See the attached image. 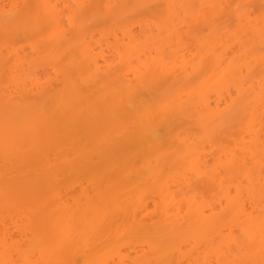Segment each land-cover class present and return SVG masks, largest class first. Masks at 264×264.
Segmentation results:
<instances>
[{"label":"bare ground","instance_id":"obj_1","mask_svg":"<svg viewBox=\"0 0 264 264\" xmlns=\"http://www.w3.org/2000/svg\"><path fill=\"white\" fill-rule=\"evenodd\" d=\"M131 1L107 0V10ZM139 1L143 6L161 2L166 18L156 28L143 26L146 31L138 34L145 38L131 27L118 29L124 40L117 44L122 72L116 76L110 59L103 52L97 55L94 37L85 31L87 22L79 24L82 0H74L75 8L67 6V15L60 0H24L23 12L7 15L5 0H0V36H32L43 23L45 35L32 49L41 57L39 64L50 66L61 81L56 90L51 79L45 83L49 79L32 76L29 86L23 52L11 51L8 41L0 43V75L5 78V83L0 78V264H38L37 253L39 264H77V259H83L79 264H103L112 255L128 264L131 257L119 251L121 241L133 234L139 240L150 228L156 233L160 228L169 247L149 241L150 256L142 255L136 264H264V7L257 16L250 8L254 0H244L243 7L235 0ZM229 10L238 25L226 39L216 21ZM192 23L210 25L214 36L201 42L204 53L190 65L180 25L191 28ZM155 29L161 41L153 37ZM149 44L160 56L152 64ZM167 45L173 49L171 62L161 58ZM208 67L211 71L196 87L163 97L164 105L155 103L156 93L141 91L166 79L189 84L193 74ZM102 79L110 86L100 84ZM23 95L45 103H20ZM180 119L195 121L200 145L169 133ZM233 123L241 131L236 149H221L218 158L208 154L214 136ZM208 155L214 157L212 168ZM203 189L217 192L216 203L205 199ZM44 190L57 203L46 217L47 234L42 232L46 219L35 206ZM72 193L77 194V211L62 198ZM151 197L160 201L154 217L147 203ZM13 215L24 223L27 241L21 245L8 229L9 223H19ZM118 219L124 225L117 228ZM115 246L111 256L99 257Z\"/></svg>","mask_w":264,"mask_h":264},{"label":"rangeland","instance_id":"obj_2","mask_svg":"<svg viewBox=\"0 0 264 264\" xmlns=\"http://www.w3.org/2000/svg\"><path fill=\"white\" fill-rule=\"evenodd\" d=\"M60 1L63 2V4L61 2L62 6H60V9L64 10L66 12L65 15L68 14V11L66 9L67 6H69V7L72 6V8L76 7L75 4H74V0H60ZM106 1H104V0H82V2L85 5L83 10H85V11L82 12V14H80L81 18H80L79 24L80 25L82 23L86 24V22H87V24H86L87 27H85V29H86L85 31L88 34L89 33L92 34V37H94V39H92L94 41V42H92V45H93V47H96L97 55L101 54L102 55L101 57H103L104 56L103 54H105L106 57L108 59H110L111 63H113V65L115 67L114 72H116V76H118L122 72V67L120 65V57L118 55V52L116 51L117 47H118L117 44L119 45L120 43H122L121 40H124L123 33L121 32V30H118V29L120 27H128V28L131 27L138 34V33H141V30L144 31L145 29H148L147 27L151 28V26H152L151 29L156 28L160 24V22H163L165 20V18H166L165 17V10H164L163 4L161 2L160 3L157 2L155 4H150L148 6L147 5L143 6V2L141 3V1H139V0H132L130 3H127V5L118 4V5H115L113 7V9L107 10ZM189 1H191V0H189ZM57 2H58V0H54L55 4ZM234 2H235L234 4L236 6H242L243 7V5L245 4L244 0H235ZM14 4L18 5L15 9H13V5ZM246 4H247V2H246ZM4 5L5 6L7 5L6 6L7 15L12 14V11H13V13H19V12H23L24 0H5ZM251 5H252L250 7L251 8V12H254V13L256 12V14L258 16L263 11L264 0H254ZM254 13L252 14V16H253L252 19H254V21H255V17H257V16L254 15ZM2 19H4V18L0 17V20H2ZM67 19H68V16H66V21L65 22H67ZM66 24H68V22ZM189 25L191 26V28L190 27L188 28L187 25H180V27H181L182 43H183L182 48H184L185 53L188 54L187 55L188 56V60L191 61L190 65H192V64H198L200 56L204 53V50L202 49L201 42H203L205 40L206 41L211 40V38H213V36H214V29L211 28L210 25H206V26L199 25L197 27L193 23L192 24H188V26ZM237 25L238 24H237L236 18H235V16L233 14H231V10H229L218 21H216V26H218V32L223 38L228 37L230 34H232V32L237 30L236 29ZM143 26L145 27V29L143 28ZM67 29L70 31L69 27H67ZM103 29H107L108 32H106V30L103 31ZM156 30L157 29H155L154 32H153L154 34H152V35H154L153 37H156V36L158 37L159 36V34H158L159 32H157L158 30L157 31ZM45 31H46V29L44 28L43 23H41L40 24V29L36 30L35 34L32 35V36H26L24 34H20V33L17 32V35L13 36V35L10 34V35H8L9 36L8 38L7 37L2 38L4 36H0V40H1L0 43L2 42V44H3L4 42L6 43L8 41V43L10 45L7 44V46L12 47L11 51L13 50V48H15L14 50H16L18 52H21V53L23 52L21 55H22V57H25V59L27 60V63L25 65V70L26 71H24V72H25L26 76H28V79L31 78L32 76H34V77H32L34 80L36 79V77L37 78L38 77L39 78L42 77L43 78L42 82H45V80L47 81V79H49L45 83H48L50 81V79H51L50 82H51L52 87L54 86V89L57 90V89L61 88L60 87V83H61L60 78H58V76L55 75L54 70L50 66L39 64V62H38L39 60L38 59L41 58V57H39L40 56L39 54H37V53L35 54L34 50L32 49V44L34 42H39V43L42 42L41 38L45 35ZM104 32L106 34H103ZM2 33L3 32H1L0 35ZM21 33H23V32H21ZM115 33H116V35H118L117 36L118 40L115 38ZM70 36L71 35H69V37ZM73 36H74V34L72 35V37ZM138 36H139V34H138ZM141 36L142 35H140L139 37H141ZM142 37L145 38L146 35L144 34ZM163 37L164 36H162L161 38H163ZM156 39L161 41L160 36H159V38H156ZM142 41H143V39L141 40V42ZM5 43L3 45H5ZM143 43H146V42L143 41ZM172 43H174V41ZM2 44H0V45H2ZM231 46L234 47L235 43L231 42ZM147 48H149V49L146 51V54H147V57H148V62L150 64H152L156 60L160 59V56L157 54L156 49L151 44H149L147 46ZM20 50H22V51H20ZM172 50L173 49H171L169 47V45L165 46V50H164V53H163L164 55H162L161 58H163V56H164V59H166L167 62H171L173 60V54H171L173 52ZM149 51H152L153 54L150 55ZM102 52H103V54H102ZM12 57H13V54L9 56L10 59H12ZM1 63H0V65L2 67V65H4V64H1ZM207 66L210 67V60H207L206 67ZM209 67L206 68V69H203V70H200V71L196 72V74H193L192 78H191V82L189 84L187 83L189 86L187 84L185 85L183 82H180L178 80L176 81L174 79H166V80L157 81V82L151 84L150 86H147V87L143 88L141 91H146V92H149L151 94L152 93H156L157 97L155 95H154V97L158 98L157 101H159V102H157L156 99H155V101H156L155 103L156 104L157 103H161V104H159L160 106L164 105L163 103H165V102H163V103L161 102L163 97L164 98L166 96L170 97L171 95H175L178 92L181 93V91L182 92L186 91L185 89H187V90L189 89L190 90L193 87H196L209 74V72L211 71ZM145 71L146 70L144 69V72ZM35 72H37V73H35ZM259 75H260L259 71L254 73L255 77H258ZM45 76H46V79H44ZM0 78H2V83H5L4 76L0 75ZM3 78H4V82H3ZM27 81H29V82H27L28 85L31 84V82H32V81H30V79L27 80ZM106 81L107 80L104 81V79H102L100 84H103L105 82L106 86H110V85L107 84ZM104 86H105V84H104ZM256 86H257V84H256ZM13 93H14V91H13ZM14 95L17 96V95H20V94H17L15 92ZM48 100H47V102H48ZM19 102L23 103V104L34 103V105H41L42 103H45L43 98L38 97L35 101H33L30 98H27V96H25V95H23V97L19 98ZM51 103L54 106V103L52 101H51ZM151 103H150V105H151ZM153 103H152V105H153ZM47 104L48 103H46L45 105H47ZM159 105H157V107H159ZM49 106H46V108L49 109V108L53 107V106L52 107H49ZM239 110H241V107H240ZM234 112L236 113L237 111H233V113ZM243 114L245 115L244 112H243ZM240 117H238V118H240ZM229 118H230V116L228 117L227 121L229 120ZM235 118H236V116H235ZM235 122H237V121L235 120ZM238 122H240V120H238ZM230 123H228V124H230ZM233 125H234V123H233ZM234 126L235 127H232V128L231 127L226 128L225 130L223 129V131L218 132L214 136V138L211 141L212 144L210 143L211 145H207L208 146V149H207L208 150L207 151L208 154H211V155L213 154V156L216 155L217 158H218L217 153L221 152L220 151L221 149H224V152L226 150H228V151L232 150L233 151L234 148L236 149L235 143L237 144L236 141H238V139L240 138V136H241L240 132L241 131L239 132L238 129H236L237 125H234ZM239 127H241V126H239ZM242 127H243V125H242ZM241 129L242 128H240V130ZM161 130L162 129H160V133H161ZM162 131H164V130H162ZM166 133L164 132L165 135H166ZM169 133L170 134L171 133H175L176 137L181 138V140H183V141L184 140H190L191 143H196V144L200 145L198 143L199 139L198 140L196 139L198 137V134H199V129L195 125V121L193 122L191 119H189V120L188 119H180L179 121H177L176 123H174L171 126V130H170ZM175 134H173V135L175 136ZM161 135H163V133H161ZM176 137H175V140H173V141L177 142ZM166 138L167 139L166 140L164 139V140L167 141V146L169 148L172 147L174 144L171 145L172 143L168 142L169 141L168 140L169 137H166ZM198 138H200V137H198ZM171 139H173V136H172ZM165 141H162V143L164 145H165V143H164ZM249 141H250V139H248V142ZM213 144H215V146H213ZM164 147L165 146H163V148ZM172 149H173V147H172ZM175 149L176 148H174L172 151L175 152ZM261 150H262V152H264V146L261 147ZM235 153H236V150H235ZM237 154H238V151H237ZM211 155L210 156L208 155V157L206 159V161L210 162V164L211 163L213 164L212 166H210V168H212L214 166V157H211ZM0 158H1V156H0ZM0 167H2L1 159H0ZM167 168H169V167H166L165 169H167ZM170 171H171L170 168L167 169L168 173ZM32 177H34V175H32ZM42 180L43 181L46 180L43 175H42ZM244 186L247 187V183L244 182ZM198 187H199V185H198ZM197 189H200V191L197 190L196 193L200 194L201 193V188H197ZM203 190H202V194H203V196L205 195L207 197V198H205L206 200L208 199L209 202H214L215 200L217 201V199L215 198V195H216L217 192H214V190H212L213 193L208 194L206 192L209 191V193H210V190H208V191L207 190L203 191ZM44 191L47 192V193H42L40 196H38L36 198L35 206L36 207H40L41 214L46 219L45 220V226L43 227V231L42 232L47 234L50 231V221L47 220L46 217H49L48 215H51L52 211H54L55 207L57 206V203H55L54 197H53V195H51L49 193V191H46V190H44ZM76 197H77V194H73V193L72 194H68V195L67 194L62 195L63 201H64V203H66V206H68V208H69V206L72 207L71 209L69 208L70 210L77 211V209H78L77 208V204H76V201H78V200L75 199ZM216 201L214 203H216ZM147 203L150 206L149 214H151L152 217L156 216V214L159 212V210H157L158 209L157 208L158 207L157 203L160 206V201L159 200H154L151 197V199H149ZM12 214H15V213L12 212L11 216H12ZM13 218L15 220H19V223L16 224L17 225L16 227H15V225H10V223H9L8 229L10 230V233L13 236L15 242H18V243L20 242V245H21L22 242H23L22 244H24V243H26L25 241H27L26 237H25L26 236L25 232L23 231V233H22V229H23L24 223L21 222V219H19L15 215H13ZM148 222L151 224L150 220H148ZM127 224H130V222H128ZM123 225H124L123 221L121 219H118V223H117V225L115 227L118 228V227H121ZM0 229H3V228L0 226ZM159 229H158V233H156L157 232V228H150L148 231H146V232L144 231V233L141 236L142 239L139 236V240H136L135 237H133V236H137V234H133V236L128 237L129 239L131 237L133 239H130L129 241H127L128 239L127 240L125 239L126 241L123 239V241L125 243L123 241H121V243H120L121 245H119V243H118V245L122 247V248L120 247L121 250H119V249L118 250L121 251L124 254V256H128V254H129V257H131V260L129 261L128 264H134L136 262L137 258H141V256L145 255L146 253H148V254H146L145 256H148V255L150 256L151 253L149 254V249H150L149 241L151 242V240H152V242L156 243L157 246L161 245L162 249H164V250H166V248L168 249L169 246L167 247V244H166V243H168L167 242L168 240L165 243V239L163 240L164 236L159 233L160 232ZM22 234H24V236ZM158 234H160L161 237L162 236L163 237L161 238L160 235H158ZM225 234L229 235L230 232H226ZM27 235L31 237V233L27 234ZM158 237H159V239H158ZM156 238L159 240L158 244L156 242V240H157ZM160 238L162 240H160ZM132 240H133V243H130V242H132ZM146 240H147L148 244H147ZM140 241L142 243H140ZM127 242H129V243H127ZM169 244H170V242H169ZM124 246H126V247H124ZM127 246H129V247H127ZM130 247H131V249H130ZM113 248L114 247H110V248H106L102 252L100 251L101 254H99V257L100 256L102 257V256H104V255H106L108 253H109V256H111L110 255L111 249H112V251L117 250L116 246H115V249H113ZM117 248H119V247H117ZM127 248H129V249H127ZM190 248L187 247V249H189V250H190ZM111 253H113V252H111ZM114 253L117 254L116 251ZM36 256L37 257H35V260L38 262V264L42 263V258L40 256V254L37 253ZM81 260H83V259H81ZM81 260L77 259V264L81 263ZM200 261L202 262V259ZM84 263H82V264H84ZM103 264H119V259H118V257H116V255H112V258L109 257V260H107V262L106 263L104 262Z\"/></svg>","mask_w":264,"mask_h":264},{"label":"snow or ice","instance_id":"obj_3","mask_svg":"<svg viewBox=\"0 0 264 264\" xmlns=\"http://www.w3.org/2000/svg\"><path fill=\"white\" fill-rule=\"evenodd\" d=\"M155 115H157V116H158V115H159V112L155 113Z\"/></svg>","mask_w":264,"mask_h":264}]
</instances>
